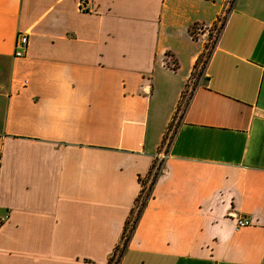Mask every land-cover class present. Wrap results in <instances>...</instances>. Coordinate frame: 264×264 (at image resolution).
Returning a JSON list of instances; mask_svg holds the SVG:
<instances>
[{
    "label": "crops",
    "instance_id": "obj_1",
    "mask_svg": "<svg viewBox=\"0 0 264 264\" xmlns=\"http://www.w3.org/2000/svg\"><path fill=\"white\" fill-rule=\"evenodd\" d=\"M87 1L0 0V264H264V0Z\"/></svg>",
    "mask_w": 264,
    "mask_h": 264
},
{
    "label": "built area",
    "instance_id": "obj_2",
    "mask_svg": "<svg viewBox=\"0 0 264 264\" xmlns=\"http://www.w3.org/2000/svg\"><path fill=\"white\" fill-rule=\"evenodd\" d=\"M234 1L235 0H227L228 4L230 6L233 5ZM87 2H88L87 0H81V3H80L81 10H83V11L86 10L87 4H88ZM226 17H227V13L225 12V13H223L222 15H220L217 18L216 23L213 25V26L221 25V31H220L219 35L217 36V38H216V42H214V45H212L210 50H209V54L207 56V61L209 59L211 51L213 50L214 46L217 44V42H218V40L220 38L221 32H222V30L224 28V25H225V22H226ZM213 26H211V27H204V26L197 27L196 35L198 34V35L204 37L205 34H206V31H208V29L212 28ZM28 46H29L28 35L25 34V33H20L18 35V38H17V41H16L15 56L18 57V58L25 56L26 53H27ZM206 49H207V46H206V41H205V50H204L201 58L203 57V55L205 56V51H208V49L207 50ZM201 58L199 59V61L201 60ZM207 61H206V63H207ZM187 100L189 101V98ZM188 101H187V103H188ZM187 103L185 104L184 108H186ZM176 128H177V125L175 126V128H174V130L172 132V135L170 136V139L167 142V145L163 149V145L165 143V141H164V143L162 145V149L159 152V154L157 155V158H156V160H155V162L153 164V168H152L151 174L150 175L148 174V176L146 177V180H144V182L141 184V191L139 193V196L137 197L135 206H134V208H133V210L131 212L132 216L130 215V217L128 219V221H130L129 228H128L127 232L124 233V239H123V241H124L123 243L124 244H125V239H126L127 235L129 234V231L131 230V228H132V226L134 224L135 218L138 216L140 210L143 207V204L145 202L147 203L149 201V199L151 198L152 190H153V187H154V186L151 187L153 179L155 178V175L159 176L161 171H162V169H163V164H164V161L166 160V158L168 157L169 148L171 146V142H172L174 133L176 131ZM166 138H167V135H166ZM166 138H165V140H166ZM235 219H236L237 228H245V227L253 225V222L251 220H249V219H246V218H243V217H238V216H235ZM122 250H123V246L120 247V248H117V250L115 251V253L111 257L109 264H111V263L112 264H118L119 263L120 258H121V254H122Z\"/></svg>",
    "mask_w": 264,
    "mask_h": 264
},
{
    "label": "rangeland",
    "instance_id": "obj_3",
    "mask_svg": "<svg viewBox=\"0 0 264 264\" xmlns=\"http://www.w3.org/2000/svg\"><path fill=\"white\" fill-rule=\"evenodd\" d=\"M220 31H221V25H215L212 28L208 29V31H206V34H205L204 37L200 36L198 34L195 35V37L202 38V39H204L206 41V46H207V49H208V51H205V56L203 55V57L199 61L198 69L194 73V76H196L197 79H200L202 77V75H203V70H204L205 65H206V61H207V56L209 54V50H210L211 46L214 45V42H216V38L219 35ZM195 33H197V32H195ZM196 82L197 81H194L192 86H194V84ZM188 98H189V96L187 95L183 99V104L181 106V112H179V114L177 115V119H175V121L173 122V125H171V127H170V129H169V131L167 133V138H166L165 143L163 145V149L167 145V142L170 139V136L172 135V132H173L175 126L179 124L180 118L182 116V113L184 112V109H185L184 107H185V104L188 101L187 100Z\"/></svg>",
    "mask_w": 264,
    "mask_h": 264
},
{
    "label": "trees",
    "instance_id": "obj_4",
    "mask_svg": "<svg viewBox=\"0 0 264 264\" xmlns=\"http://www.w3.org/2000/svg\"><path fill=\"white\" fill-rule=\"evenodd\" d=\"M193 30H194L193 33H195L196 30H197V28L195 27ZM179 110H180V108H179ZM151 171H152V169H151ZM151 171L149 172V175L151 174ZM157 177H158V175H155V178L153 179V182H152V186H151V187H153V186L155 185V183H156V181H157ZM143 182H144V181H143ZM143 182H142V183H143ZM146 205H147V203L145 202V203L143 204V207H142V209L140 210L138 216L135 218V220H134V224H133L131 230L129 231V234L127 235V237H126V239H125V245H126L127 242L130 240L131 235H132L134 229L136 228V225H137V223H138V220H139V218H140V216H141L143 210L145 209ZM131 216H132V214H131ZM129 224H130V221H127V223H126V225H125L124 233L127 232L128 228H129Z\"/></svg>",
    "mask_w": 264,
    "mask_h": 264
}]
</instances>
